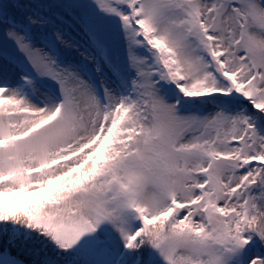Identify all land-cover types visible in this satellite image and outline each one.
I'll return each mask as SVG.
<instances>
[{
    "label": "snow or ice",
    "instance_id": "obj_1",
    "mask_svg": "<svg viewBox=\"0 0 264 264\" xmlns=\"http://www.w3.org/2000/svg\"><path fill=\"white\" fill-rule=\"evenodd\" d=\"M264 264V0H0V264Z\"/></svg>",
    "mask_w": 264,
    "mask_h": 264
},
{
    "label": "trees",
    "instance_id": "obj_2",
    "mask_svg": "<svg viewBox=\"0 0 264 264\" xmlns=\"http://www.w3.org/2000/svg\"><path fill=\"white\" fill-rule=\"evenodd\" d=\"M10 251H11V255L12 256H16L19 259L24 260L25 261V264H29V262L32 259H34V257H30V256L25 255V254H20L16 248H12Z\"/></svg>",
    "mask_w": 264,
    "mask_h": 264
}]
</instances>
